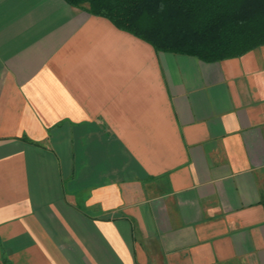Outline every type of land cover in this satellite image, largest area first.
Returning a JSON list of instances; mask_svg holds the SVG:
<instances>
[{
	"label": "crops",
	"instance_id": "obj_1",
	"mask_svg": "<svg viewBox=\"0 0 264 264\" xmlns=\"http://www.w3.org/2000/svg\"><path fill=\"white\" fill-rule=\"evenodd\" d=\"M0 264H264V46L204 63L0 0Z\"/></svg>",
	"mask_w": 264,
	"mask_h": 264
},
{
	"label": "trees",
	"instance_id": "obj_2",
	"mask_svg": "<svg viewBox=\"0 0 264 264\" xmlns=\"http://www.w3.org/2000/svg\"><path fill=\"white\" fill-rule=\"evenodd\" d=\"M111 22L159 53L204 63L264 46V0H64Z\"/></svg>",
	"mask_w": 264,
	"mask_h": 264
}]
</instances>
